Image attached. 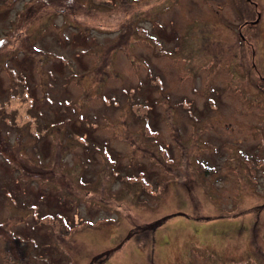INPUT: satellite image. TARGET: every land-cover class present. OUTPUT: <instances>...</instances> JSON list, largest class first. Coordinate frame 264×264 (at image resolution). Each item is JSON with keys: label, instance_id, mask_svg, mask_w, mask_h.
<instances>
[{"label": "rangeland", "instance_id": "rangeland-1", "mask_svg": "<svg viewBox=\"0 0 264 264\" xmlns=\"http://www.w3.org/2000/svg\"><path fill=\"white\" fill-rule=\"evenodd\" d=\"M0 226V264H264V0H0Z\"/></svg>", "mask_w": 264, "mask_h": 264}, {"label": "trees", "instance_id": "trees-1", "mask_svg": "<svg viewBox=\"0 0 264 264\" xmlns=\"http://www.w3.org/2000/svg\"><path fill=\"white\" fill-rule=\"evenodd\" d=\"M37 52H39L38 50H37ZM26 55V54H25ZM157 227L158 225H157V223L155 222V223H152V224H150L149 226H148V228L150 227ZM1 227L2 226H0V229H1ZM79 229H81V228H79ZM131 234H133V233H129L128 235H127V237L126 238H128V236L130 237L131 236ZM127 240V239H126ZM4 241H6L7 242V240H4ZM115 250V249H114ZM113 250H107V251H104V253H102V254H100V255H96V256H94L93 258H92V260L90 261V264H92V263H96V264H99V262H102V258L103 257H106V259L108 258V256L110 255V253L112 252ZM97 261H99L98 263H97ZM101 264V263H100Z\"/></svg>", "mask_w": 264, "mask_h": 264}, {"label": "flooded vegetation", "instance_id": "flooded-vegetation-1", "mask_svg": "<svg viewBox=\"0 0 264 264\" xmlns=\"http://www.w3.org/2000/svg\"><path fill=\"white\" fill-rule=\"evenodd\" d=\"M243 39V38H242ZM189 164V163H188Z\"/></svg>", "mask_w": 264, "mask_h": 264}]
</instances>
